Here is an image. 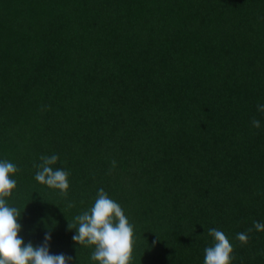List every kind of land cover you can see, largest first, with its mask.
Instances as JSON below:
<instances>
[{"label": "trees", "instance_id": "trees-1", "mask_svg": "<svg viewBox=\"0 0 264 264\" xmlns=\"http://www.w3.org/2000/svg\"><path fill=\"white\" fill-rule=\"evenodd\" d=\"M258 104L264 0H0V160L20 169L8 203L26 244L50 231L71 264H99L68 223L100 188L135 225L133 264H204L209 228L232 264H264ZM54 154L67 197L35 180Z\"/></svg>", "mask_w": 264, "mask_h": 264}, {"label": "clouds", "instance_id": "clouds-1", "mask_svg": "<svg viewBox=\"0 0 264 264\" xmlns=\"http://www.w3.org/2000/svg\"><path fill=\"white\" fill-rule=\"evenodd\" d=\"M257 110L264 112V104H258ZM251 123L255 128L261 126L255 117ZM39 159L40 163L33 165L37 169L35 180L58 189L61 195L67 197L70 172L52 167L60 159L59 156L41 155ZM112 166H116L115 160L112 161ZM19 171L14 163L0 160V264H71L74 260L72 256L50 252V231L45 234L41 245H34L31 241L26 244L20 235L23 230V225L19 222L22 213L8 203V198L17 189V181L12 176ZM68 207H75L74 202H70ZM253 226L257 231H264V223L253 221ZM68 229L76 230L72 239L78 245L94 246L90 256L92 261L99 264H133L138 241L135 225L130 222L122 206L110 198L103 188L98 190L89 210L75 216L74 222L69 221ZM251 231L252 228H249L248 232ZM207 232L214 238V243L204 250V264H232L236 257L227 235L217 228H209ZM236 239L247 244L250 237L247 233H238Z\"/></svg>", "mask_w": 264, "mask_h": 264}]
</instances>
